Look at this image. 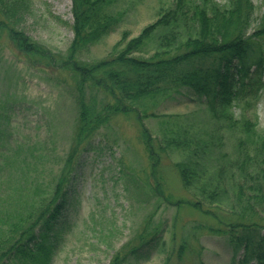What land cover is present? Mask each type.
Here are the masks:
<instances>
[{
    "label": "trees",
    "instance_id": "1",
    "mask_svg": "<svg viewBox=\"0 0 264 264\" xmlns=\"http://www.w3.org/2000/svg\"><path fill=\"white\" fill-rule=\"evenodd\" d=\"M223 1L171 0L136 36L122 33L106 57L86 60L90 49L129 14L125 0H71L73 37L65 52L53 51L19 29L23 0H0V41L53 78L76 110L71 146L47 182V143L12 144L14 108L6 100L8 93L0 100V172L8 183L0 205V264H49L67 229L62 218L73 195L77 153L94 149L92 139L113 117L130 114L140 122L148 159L144 186L159 204L186 205L207 217L211 224L197 223L195 229L219 237L233 254L230 264H264V131L257 129L254 114L264 71V0L257 19L251 0ZM173 92L205 103L215 120L207 139L183 132L161 146L155 142L142 119H159V126L168 121L148 113L142 102ZM234 105L241 110L236 117ZM247 110L254 120L244 117ZM221 129L237 134L231 153L222 151ZM161 151L175 156L172 168L192 199L172 200L164 192ZM164 232L161 223L148 231L144 226L135 236L137 243L124 245L110 264H133L142 249L149 253L164 244ZM186 243L182 238L162 264H175L173 255L181 262Z\"/></svg>",
    "mask_w": 264,
    "mask_h": 264
},
{
    "label": "rangeland",
    "instance_id": "2",
    "mask_svg": "<svg viewBox=\"0 0 264 264\" xmlns=\"http://www.w3.org/2000/svg\"><path fill=\"white\" fill-rule=\"evenodd\" d=\"M23 1L19 29L51 50L65 52L73 37L71 0ZM252 2L256 7L254 18L257 19L263 11L261 0ZM170 3L171 0H125L124 6L131 8L127 17L115 32L92 47L84 59L104 58L122 33L126 32L128 38L136 36L156 19L160 7ZM256 23L255 20L253 25ZM261 82L264 84V75ZM7 93L6 100L14 108L11 143H47L44 179L48 182L61 166L75 133L76 110L69 93L53 78L48 79L18 58L6 43L0 41L1 101L5 100L4 94ZM156 98L144 102L146 111L170 116L161 118L168 124L159 126V119L152 118H143L142 123L160 146L167 137H177L183 132L205 140L214 131V118L206 105L195 97L183 93L166 99ZM257 101L254 114L258 130L264 131V85ZM232 113L236 117L241 110L234 105ZM243 114L254 120L252 110ZM139 133L140 126L133 114L118 115L92 139L94 149L77 153L72 202L64 214L69 229L49 264H109L113 254L124 244L137 243L135 236L144 226L148 231L157 223H161L165 230L164 244L149 253L146 249L141 250L133 264H162L182 238L187 240V249L181 264H197L201 260L205 264H230L232 253L221 239L210 235L206 229H195L197 223L211 224L207 217L186 205L177 209L159 204L155 195L144 186L148 159ZM220 133L223 135L222 151L231 153L236 150L237 134L227 129H221ZM161 153L164 192L172 200L192 199V193L181 187L172 168L175 156L171 151ZM216 155L213 151L211 158ZM4 176L5 172L1 171L0 205L1 198L7 193L8 183Z\"/></svg>",
    "mask_w": 264,
    "mask_h": 264
}]
</instances>
